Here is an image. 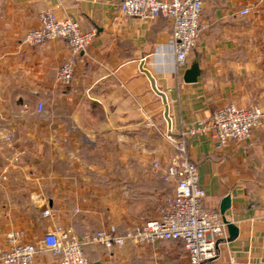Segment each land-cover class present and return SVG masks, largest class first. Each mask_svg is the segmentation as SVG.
Masks as SVG:
<instances>
[{
    "label": "crops",
    "instance_id": "obj_1",
    "mask_svg": "<svg viewBox=\"0 0 264 264\" xmlns=\"http://www.w3.org/2000/svg\"><path fill=\"white\" fill-rule=\"evenodd\" d=\"M122 1L0 0V257L11 233L41 247L57 225L87 241L92 264H189L181 241L108 248L92 238L160 216L176 190L162 178L173 139L190 124L230 102L264 112V0H203L206 27L182 67L172 21L123 16ZM46 10L95 29L87 49L73 54L65 39L23 43ZM70 57L74 76L62 84L57 71ZM194 62L200 74L185 82ZM187 141L206 205L222 213L228 197L222 214L237 228L211 263L264 260V116L224 148L211 132ZM58 260L43 248L36 255L37 264Z\"/></svg>",
    "mask_w": 264,
    "mask_h": 264
},
{
    "label": "built area",
    "instance_id": "obj_2",
    "mask_svg": "<svg viewBox=\"0 0 264 264\" xmlns=\"http://www.w3.org/2000/svg\"><path fill=\"white\" fill-rule=\"evenodd\" d=\"M203 6V0H123L120 10L123 16L144 21L160 17L170 19L177 66L182 67L206 27L201 19ZM248 13L249 7L240 10V14ZM94 35L95 29L84 30L78 20L59 18L53 10H46L41 15L40 26L27 31L22 42L39 45L53 39H65L76 54L87 49ZM75 64L74 57H70L59 67L57 80L60 83L72 81ZM43 109L44 104L39 102L37 111ZM263 116L264 112L258 105L246 107L230 102L218 108L211 119L190 124L178 138L173 139L177 152L162 178L165 182L175 183L176 190L161 207L160 216L124 233L114 229L99 230L92 240L108 248H121L129 241L154 244L177 240L183 242L189 264H212L218 254L219 240L228 238V225L219 210L206 205V190L200 182L197 163L189 156L187 140L211 132L216 146L224 148L232 141L250 137L253 129L262 124ZM43 215L52 218L53 212L45 208ZM19 235H9L11 247L0 257V264H37L36 255L40 248L59 257L55 264H92L84 252L87 241L80 239L72 227L53 226L44 235L41 247L35 243L19 242ZM230 264H264V260L249 262L232 257Z\"/></svg>",
    "mask_w": 264,
    "mask_h": 264
},
{
    "label": "water",
    "instance_id": "obj_3",
    "mask_svg": "<svg viewBox=\"0 0 264 264\" xmlns=\"http://www.w3.org/2000/svg\"><path fill=\"white\" fill-rule=\"evenodd\" d=\"M199 74H200L199 65L197 62H194L191 65V67L188 70H186L185 75H184V80H185V82H194L197 80ZM229 205H230V200L227 197L224 200V204L222 205V213L223 214H224V211L229 207ZM224 219H225V217H224ZM226 222H227V225H228L230 232L232 234H235L237 231V228L232 223H230L228 220H226Z\"/></svg>",
    "mask_w": 264,
    "mask_h": 264
}]
</instances>
